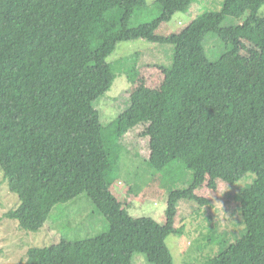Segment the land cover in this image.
<instances>
[{
    "label": "trees",
    "instance_id": "16d2710c",
    "mask_svg": "<svg viewBox=\"0 0 264 264\" xmlns=\"http://www.w3.org/2000/svg\"><path fill=\"white\" fill-rule=\"evenodd\" d=\"M112 1L0 0V168L19 197L0 223L16 220L35 233L55 206L87 195L110 226L31 248L23 264H136L137 255L148 264H175L167 239L179 233L180 202L208 205L197 191L209 181L234 185L248 175L251 183L234 196L241 235L223 234L219 251L202 264H264V0H223L221 9L169 36L156 33L159 24L192 0H177L136 26L147 0L110 7ZM139 39L173 49L169 66L156 64L164 75L159 85L141 78V51L107 62L118 43ZM243 41L259 50L251 81L228 61L231 55L243 68ZM118 74L133 83L129 106L104 123L96 104ZM134 134L149 137V156L135 153L131 166L143 161L159 174L179 164L192 173L189 182L177 180L185 187L171 188L164 224L130 215L140 184L134 168L127 202L113 193L124 138Z\"/></svg>",
    "mask_w": 264,
    "mask_h": 264
},
{
    "label": "rangeland",
    "instance_id": "374dc122",
    "mask_svg": "<svg viewBox=\"0 0 264 264\" xmlns=\"http://www.w3.org/2000/svg\"><path fill=\"white\" fill-rule=\"evenodd\" d=\"M176 1L147 0V7L136 13L138 16L131 26L153 21ZM222 2L223 0H192L185 12H177L170 21L159 24L156 33L160 36L178 34L201 15L208 11L221 9ZM116 4L117 1L113 0L110 7ZM263 14L264 7L259 11V15ZM241 22V20L230 19L232 25ZM211 48L216 49L214 46ZM139 51H141V63H145L144 69L141 70V78L151 86L161 84L164 75L156 64L168 66L171 64L172 47L158 46L144 39L120 42L107 58V62L117 61ZM241 55L242 69L238 67L231 55L228 56V61L239 78L251 81L255 77L259 50L251 43L243 41ZM132 88L133 83L129 77L125 74H118L111 89L96 104L104 114V117L102 116L104 123L112 121L124 108H128ZM149 143V137L141 134L125 136L121 178L113 187V193L122 202H127L126 192L133 180L130 169L134 168L133 172L140 177V184H138L139 195L129 199L130 215L150 217L164 224L171 188L185 187L181 183L176 184L177 180L189 182L192 173L179 164L167 171L158 172L159 174L154 173L152 168L143 161L136 163L135 167L131 166L132 155L135 153L141 158L149 156ZM248 177H253V175H248L234 185L209 181L208 187L204 186L197 191V195L210 201L208 205L201 206L194 201L180 202L175 222L179 233L171 234L167 239L175 264H202L219 251L220 242L218 240L224 238L223 234H228L227 236L230 237L241 235L243 226L238 211L239 204L234 196L248 185L247 183L250 182L247 180ZM154 179L157 181H153ZM121 185L123 186L120 187ZM18 203V195L10 191L8 182L4 178V172L0 168V218ZM109 227L105 217L96 212L94 204L87 195L55 206L44 227L35 233L22 230L16 220L3 218L0 223V264H23L31 248L50 247L63 237L71 240L93 237L108 231ZM145 258L144 255H137L136 264H148Z\"/></svg>",
    "mask_w": 264,
    "mask_h": 264
}]
</instances>
